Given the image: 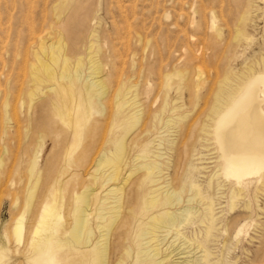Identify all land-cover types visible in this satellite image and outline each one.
Listing matches in <instances>:
<instances>
[{
  "label": "bare ground",
  "instance_id": "obj_1",
  "mask_svg": "<svg viewBox=\"0 0 264 264\" xmlns=\"http://www.w3.org/2000/svg\"><path fill=\"white\" fill-rule=\"evenodd\" d=\"M80 7L62 1L56 36L40 38L23 92L29 117L22 155L29 159L26 179L18 180L26 184L25 212L14 233L26 264H238L250 253L246 264H264V44L239 71L228 58L200 119L165 121L170 89L192 92L206 83L204 72L193 82L190 71L167 75L163 102L152 109L131 79L110 86L100 36L75 32ZM67 12L76 16L64 20ZM249 23L246 16L238 25L236 51L249 44ZM85 43L87 74L78 52ZM190 96L193 104L201 98ZM46 141L52 151L40 165ZM235 211L240 216L229 220ZM254 216L251 252L238 247ZM6 250L0 246V264Z\"/></svg>",
  "mask_w": 264,
  "mask_h": 264
},
{
  "label": "rangeland",
  "instance_id": "obj_2",
  "mask_svg": "<svg viewBox=\"0 0 264 264\" xmlns=\"http://www.w3.org/2000/svg\"><path fill=\"white\" fill-rule=\"evenodd\" d=\"M62 1L0 0V246L7 247L3 264H26L17 251L23 248L24 243L19 244L14 233L19 215L25 212L23 187L26 184L21 185L18 180L22 176L26 179L24 167L29 159L22 155L25 142L23 128L29 117L27 105L23 103V92L40 38L56 36L51 32L54 31L56 11ZM76 1L81 6L79 12L83 14L81 22H74L75 32L88 37L95 31L100 36L102 59L107 63L104 70L112 77L111 87L118 79L129 78L132 84L142 88L144 98L149 105L153 102L150 107L156 109L163 102L164 95L160 94V89L165 87L167 75H175L178 71L189 74L190 71L188 79L193 82L199 68L204 72L206 83L200 88L193 86L191 92L187 87L175 85L170 89L168 109L163 117L165 121L184 115L189 125L190 121L193 124L200 119L215 87L216 83H213L229 66L228 58H231V68L239 71L243 67V58L264 44V0ZM63 16L66 20L76 14L67 12ZM246 16L250 21L246 30L250 41L236 51L235 33ZM217 31L220 37H216ZM78 52L85 58L87 74L90 72L88 44L85 43ZM114 91L111 88V93ZM196 91L201 98L193 104L190 95ZM8 104L10 116L6 118ZM51 151L52 143L46 141L37 153L40 165L49 159ZM169 156L172 157V154ZM33 210L34 205L32 210L27 211L26 220L31 218ZM239 216V211H235L228 219ZM253 220L238 247H245L251 252L258 242L252 238L258 236L259 220L255 216ZM222 240L219 239L217 248L224 246ZM226 246L227 249L234 248V242L228 241ZM233 254H240V250ZM252 255L250 253L247 258L242 256L238 264H246ZM1 257L0 251V260Z\"/></svg>",
  "mask_w": 264,
  "mask_h": 264
}]
</instances>
